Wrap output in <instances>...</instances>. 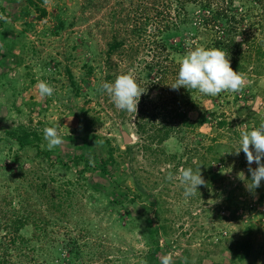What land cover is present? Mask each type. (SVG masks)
<instances>
[{"label": "rangeland", "instance_id": "rangeland-1", "mask_svg": "<svg viewBox=\"0 0 264 264\" xmlns=\"http://www.w3.org/2000/svg\"><path fill=\"white\" fill-rule=\"evenodd\" d=\"M30 1L0 0V205H7L6 210L11 214L18 213L30 198L31 210L43 211V215L51 218L52 213L43 200L45 193L35 190L32 184L48 182L49 189L55 184L49 181V174L53 173L58 183L68 179L77 183L80 192L72 204L75 205L73 215L67 221H58V225L48 226L47 236L33 225L24 228L22 233L29 240L25 246L19 239L15 245L10 241L3 211H0V258L8 249L12 264H66L76 256L69 244V238L73 236L79 239L80 246L85 244L84 248L79 247L82 253L74 260L78 264H148L144 257L148 247L139 228L119 224L117 214L106 210L110 191L106 185L108 182L100 180L104 186H97L95 176L79 174L82 166L73 170L57 164L53 167L50 160L56 159L55 154L49 159L47 154H39L35 147L20 149L4 131L25 125L42 132L46 127H57L64 140L59 146L60 151L65 155L82 144L84 138L98 141L105 156H109L110 146L114 147L118 159L119 153L131 146L132 151L124 159L122 168L131 177L126 185L134 187L137 181L133 176H136L144 189L151 193V198L157 199L171 228L166 238L172 245L168 253H173L174 257L184 252L188 256L187 264H242L234 261V252L229 248L236 247L237 241L248 240L252 244V254L243 263L264 264V197L261 198L264 181L260 187L248 190L246 183L250 181L251 173L246 155L242 151L239 156L234 154L240 146L241 133L255 129L258 121L260 124L264 122V59L259 63L262 67L257 68L258 73L253 65L249 66L248 74L253 80L247 82L245 92L249 93V98L246 101L231 105L221 101L216 105L218 113L224 112L227 119L233 121L230 125L223 128L210 123L198 126L186 140L174 135L161 145L154 144L153 148L160 149L157 153L161 154L153 155L143 149L145 140L137 133L136 121L141 115V107L149 104L158 107L159 111L164 103L179 95L180 90L171 89L172 84L162 89L153 87L158 75L156 69L147 68L153 59L155 61L152 49H155L156 42L151 41L150 36L146 37V42L141 40L138 51L126 56L113 55L109 63L107 50L115 29L131 27L139 15L138 6H146L153 16L157 14V7L165 10L169 2L164 1L168 0H33L47 11L44 17ZM239 4L240 1L236 5ZM255 5L251 20L264 25V0ZM25 8L30 12L26 16L21 14ZM119 13L132 18L128 20L130 25H119ZM59 15L66 25L56 33V17ZM120 36L125 34L121 32ZM179 39L170 37L169 41L174 44ZM89 65L95 70L88 76ZM67 68L72 72L73 81L81 87L79 93L76 85L71 83ZM122 74H131L146 91L137 113L117 109L102 90L103 83H112ZM39 81L54 88L51 97L39 95ZM148 95L152 102H147ZM234 96L230 100L233 101ZM208 97L200 100V108L189 112L192 119L197 120L205 109L214 107L215 102ZM232 129H239L240 136H235ZM125 134L129 137L128 142ZM101 138L106 140L101 141ZM214 138L223 145L224 155L223 162H214L218 180L208 186L203 177L206 184L199 187L195 196L186 199L179 180L167 179L169 173L175 177L181 169L171 172L176 161H167L168 154H183L188 147H194L195 142L212 145ZM41 148L48 151L45 140ZM88 150L85 149L89 153ZM51 151L57 153V148ZM16 153H19L24 168L15 162ZM202 153L203 150L200 156ZM194 157L193 162L201 160L199 156ZM257 166L252 164L253 168ZM241 172L244 180L239 178ZM148 205L142 199L137 203L128 201L124 209L144 215V207ZM143 221L140 219L139 224ZM219 239L221 242L215 246L214 241ZM95 252L103 258L94 259L90 254Z\"/></svg>", "mask_w": 264, "mask_h": 264}, {"label": "trees", "instance_id": "trees-1", "mask_svg": "<svg viewBox=\"0 0 264 264\" xmlns=\"http://www.w3.org/2000/svg\"><path fill=\"white\" fill-rule=\"evenodd\" d=\"M238 1H240V4L236 5ZM257 1L261 2V0H223L222 2L220 0H168L164 1L169 2L165 6V10L163 11V9L157 7V14L153 16L150 15L151 10L148 11L149 8L141 4L137 9L139 15L135 17V21H133V24L131 23L132 25L128 23V20H132V18L128 17L129 15L125 17L121 13L118 14L120 18L119 25L129 24L131 27L127 26L124 29L118 27V29L114 30L108 42L107 61L109 63L113 55L118 53L121 56H126L138 51L140 48L138 44L141 40L145 39L146 42V37L150 36L152 38L151 41L156 42L155 49H152L154 52L152 53V58H155V61L153 59L147 68L154 71L156 69L158 81L153 87H160L162 89V87H166L176 81L179 71L178 58L182 57L189 50L185 42L190 40L194 42L193 47L220 48L224 50L230 58L232 68L235 71L243 73L249 83L250 80H253L251 79L252 75L248 74L250 71L249 66L253 65L254 70L258 73L257 68L262 67V64L259 63L264 59V25L251 20V14L255 11ZM30 3L35 5L41 12V17L47 16L45 9L36 5L33 0ZM29 13L27 8L21 12L24 16ZM115 16L117 15L115 14ZM56 18L58 22L56 33H58L65 28L66 21L60 15ZM112 25H114V22ZM149 30L152 35L149 34ZM121 32L125 36H120ZM170 37H180V39L171 44L169 41ZM94 70L95 67L89 65L87 75H92ZM67 73L71 78V83L74 86L76 85L77 92L79 93L81 87L73 81V75L69 68H67ZM136 81L139 83L138 80ZM245 89L246 87L241 91L242 93L222 92L218 96L208 97L215 102V105L212 108L205 109L197 120L192 119L189 112L200 108V100L205 95L195 90L190 92L181 87L179 95H175L172 101H168L167 104L164 103L159 111H157L158 107H151L149 104L143 105L141 107V115H139L136 121L137 133L145 140V144L142 145L143 149L147 153L150 151L151 154L158 155L161 154L157 153V150L160 149H154L153 145H161L174 135L186 140L187 135L195 133L198 126L210 123L216 128H223L230 125V122L233 121H229L224 112L218 113L215 107L221 101L225 105L246 101V98H249V93L245 92ZM232 95H235L233 101L230 100ZM146 99L147 102H152L153 100L149 95ZM171 104L173 105L172 107H170ZM256 124V128H258L260 121L256 122ZM4 132L6 137L16 142L22 150L35 147L39 154L45 153L49 159L55 154L56 159L50 160L53 167L57 164L59 167L73 170V168L82 166L80 171H78L79 174L83 176L85 173H89V175L95 176L97 179L94 183L95 185L104 186L100 180L108 182L106 185H108L110 191L108 193V208L106 210L109 209L112 213L117 214L116 220L119 224L122 225L123 223V226L130 227L133 225V228H139L138 230L148 247V251L144 256L147 263L161 264V259L167 255L168 250L172 246L166 238L171 228L163 217V212L165 211L157 202V199L151 198V193L147 189H144L136 176H133L137 181L134 187L126 185V182L131 177H129L127 171H122V168L125 165L124 159L132 151L131 146L125 151L120 152V159H118L115 155L116 150L114 147L110 146L109 154H107L109 156H105L98 146V141H88L87 138H84L82 139V144L80 143L74 147L71 153L65 155V153L60 151V147H57V153L49 150L44 151L41 148V144L44 141L43 132L38 128L18 125L11 129H6ZM239 132V129H232V133L237 137L240 136ZM100 140L106 139L101 138ZM214 140L212 145H203L202 143L195 142L194 147H188L183 154H168L169 159L167 158V161H176L171 172L189 167L193 171L200 169L202 176L208 182V186L214 185L218 180L216 178L218 171L214 168V162H223L224 158L221 149L223 145L218 138H214ZM106 142L109 143V140ZM86 148L89 149V153L85 151ZM201 150L204 153L200 156ZM161 152L165 156L167 155L164 150H161ZM194 156H199L201 160L193 162L192 158H195ZM14 159L21 168H24L19 153H16ZM51 171L54 172L53 170ZM49 175V181L57 185L53 184L48 189V182L39 184L33 182L32 186L35 187V190L37 189L45 193L43 194V200L47 203L48 211L52 213L51 218L43 215V211H39L41 213L39 214L38 211L31 210L30 206L33 205H28L30 198L26 204L22 205L23 208L18 213L15 211L11 214L9 210H6L7 205H4V207L0 205V211H3L5 219V228L9 234L10 241L14 245L17 243V239L20 240L23 246L29 244V240L22 233L24 228L33 225L47 236L48 226H51V224L58 225V221H67L73 215L72 208L75 205L72 204L77 200L80 186L70 179L67 182L58 183L59 181L54 176V173ZM263 197L264 194L261 198ZM141 199L146 200L149 204L144 207V215H140L139 213L132 214L128 209H124L125 202L137 203ZM55 215L57 219H55ZM140 219H144L142 224H139ZM247 228L251 230L250 226ZM69 240L70 250L76 256L74 259L67 260L66 264H78L74 260L82 253L79 247L82 249L85 244H81L80 246V241L77 237L71 236ZM221 240H225V238L221 237ZM221 240L214 241V245H219ZM229 250H233L234 252L232 255L234 261L238 260L244 264L243 262L252 254V244L248 240L237 241L236 247L231 246ZM8 253L9 250L6 249L5 255L0 258V264H12L11 256H9L10 253ZM90 255L94 259L96 257L99 259L103 258V255L99 256L97 252ZM185 258H187L188 262L186 253L181 252V255L174 257V264H185Z\"/></svg>", "mask_w": 264, "mask_h": 264}, {"label": "clouds", "instance_id": "clouds-1", "mask_svg": "<svg viewBox=\"0 0 264 264\" xmlns=\"http://www.w3.org/2000/svg\"><path fill=\"white\" fill-rule=\"evenodd\" d=\"M185 43L189 50L178 58V77L170 85L171 89L179 90L183 87L190 92L195 90L205 96L215 97L222 92H241L247 86L246 76L232 68L230 58L224 50L193 47L194 42L190 40ZM101 87L117 109L128 113H137L140 99L146 93L131 74H122L114 82H105ZM37 88L41 97H51L55 91L45 81H39ZM43 138L47 142L49 151L64 143L57 127H46ZM239 144L234 154L239 156L242 151L246 155L248 171L251 173V179L246 183V188L251 191L260 187L261 182L264 181V122L258 128L242 132ZM253 163L258 166L253 168ZM239 178L245 179L243 172L239 173ZM167 179L179 180L186 199L195 196L199 187L206 184L200 169L193 171L190 167L181 168L175 177L169 173ZM161 264H174V254L170 252L165 255L161 259ZM185 264H187V258H185Z\"/></svg>", "mask_w": 264, "mask_h": 264}, {"label": "water", "instance_id": "water-1", "mask_svg": "<svg viewBox=\"0 0 264 264\" xmlns=\"http://www.w3.org/2000/svg\"><path fill=\"white\" fill-rule=\"evenodd\" d=\"M125 139H126V142L129 141V137L125 134Z\"/></svg>", "mask_w": 264, "mask_h": 264}]
</instances>
